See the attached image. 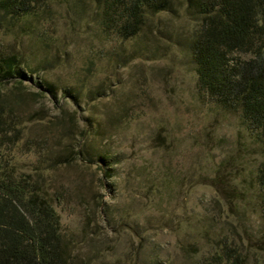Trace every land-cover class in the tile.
Returning a JSON list of instances; mask_svg holds the SVG:
<instances>
[{
    "label": "rangeland",
    "instance_id": "obj_1",
    "mask_svg": "<svg viewBox=\"0 0 264 264\" xmlns=\"http://www.w3.org/2000/svg\"><path fill=\"white\" fill-rule=\"evenodd\" d=\"M32 1L0 14L23 74L0 85L1 178L40 187L72 264H216L226 247L264 264V136L198 87L195 6L123 38L102 0Z\"/></svg>",
    "mask_w": 264,
    "mask_h": 264
},
{
    "label": "trees",
    "instance_id": "obj_2",
    "mask_svg": "<svg viewBox=\"0 0 264 264\" xmlns=\"http://www.w3.org/2000/svg\"><path fill=\"white\" fill-rule=\"evenodd\" d=\"M32 2L0 0V14L22 16L30 11ZM102 2L103 23L113 25L123 38L141 31L148 11L165 10L172 4V0ZM189 3L202 21L191 44L198 87L219 106L239 112L251 131L264 136V0ZM21 71L17 57L0 56V85L23 75ZM9 127L0 113L1 145L10 138ZM12 142L16 141L12 138ZM1 172L0 164V264H72L58 214L48 198L40 196V187L28 189L13 178L4 180ZM259 172L264 187V162ZM214 260L216 264H245L242 253L232 247H226Z\"/></svg>",
    "mask_w": 264,
    "mask_h": 264
}]
</instances>
